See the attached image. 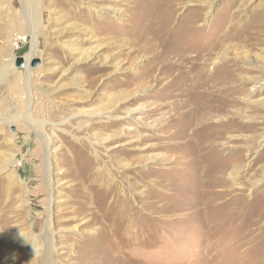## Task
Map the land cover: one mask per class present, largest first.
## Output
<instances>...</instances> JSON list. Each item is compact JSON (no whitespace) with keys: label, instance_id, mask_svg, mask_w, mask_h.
<instances>
[{"label":"rangeland","instance_id":"1","mask_svg":"<svg viewBox=\"0 0 264 264\" xmlns=\"http://www.w3.org/2000/svg\"><path fill=\"white\" fill-rule=\"evenodd\" d=\"M0 264H264V0H0Z\"/></svg>","mask_w":264,"mask_h":264},{"label":"bare ground","instance_id":"2","mask_svg":"<svg viewBox=\"0 0 264 264\" xmlns=\"http://www.w3.org/2000/svg\"><path fill=\"white\" fill-rule=\"evenodd\" d=\"M29 57H30V54L27 56L26 60H28ZM25 66H27V64ZM26 70H27V73L24 76V81L28 84V79L30 78V76H29L30 71L28 69H26ZM34 124H35V127L39 125L37 123H34Z\"/></svg>","mask_w":264,"mask_h":264},{"label":"water","instance_id":"3","mask_svg":"<svg viewBox=\"0 0 264 264\" xmlns=\"http://www.w3.org/2000/svg\"><path fill=\"white\" fill-rule=\"evenodd\" d=\"M20 61H22V58L21 57H17V62H20ZM20 64V63H19ZM36 64H38V59H35L34 61H33V63H32V65H36Z\"/></svg>","mask_w":264,"mask_h":264}]
</instances>
